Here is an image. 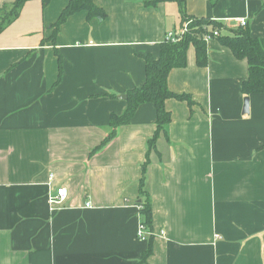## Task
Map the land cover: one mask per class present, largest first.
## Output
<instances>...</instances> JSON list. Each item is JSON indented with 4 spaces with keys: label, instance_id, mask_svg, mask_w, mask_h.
<instances>
[{
    "label": "crops",
    "instance_id": "0c3cea01",
    "mask_svg": "<svg viewBox=\"0 0 264 264\" xmlns=\"http://www.w3.org/2000/svg\"><path fill=\"white\" fill-rule=\"evenodd\" d=\"M14 1L0 0V9ZM69 1L30 0L0 34V264L140 261L149 245L137 233L147 159L156 234L149 264H264V93L243 94L247 59L214 37L200 66L191 45L187 65L167 81L193 104L166 101L172 118L156 147L147 154L157 112L146 103L91 154L111 112L125 110L120 96L145 83L144 56L158 57L185 23L173 1L94 0L104 19L78 11L60 28L56 83L58 55L47 37ZM186 5L189 16L227 28L245 18L264 37V0ZM59 187L67 200L52 209Z\"/></svg>",
    "mask_w": 264,
    "mask_h": 264
},
{
    "label": "trees",
    "instance_id": "16d2710c",
    "mask_svg": "<svg viewBox=\"0 0 264 264\" xmlns=\"http://www.w3.org/2000/svg\"><path fill=\"white\" fill-rule=\"evenodd\" d=\"M30 0H15L12 4L4 5L0 9V34L11 23H13L21 14L22 8L26 2ZM52 0H41L43 7H46ZM173 1L179 5L181 18L184 23L191 20L189 29L184 32L178 41H172L170 39L164 40L160 43V55L158 57L152 54L144 56L146 67V79L145 83L139 87L129 89L125 92L127 105L122 114L111 112L109 121V133L108 135L97 145L91 154L96 153L103 148L107 142H109L116 134L121 126L130 123L132 118L137 113L140 105L152 104L157 112V129L152 138L148 140L149 147L147 154H149L156 147V140L158 139L162 131L167 130L168 124L171 122V111H167L165 103L168 99L175 97L180 100H188L193 104V98L188 94H178L168 86V77L171 70L174 68H184L187 65L188 49L191 45H194L196 50V63L200 66H207L208 64V45L203 39L205 32H213L219 30L220 43L232 49L233 53L238 59H247L249 64V76L243 82L242 92L243 94L251 95L253 93H264V37L254 36L247 26L229 27L218 20H210L204 18H195L189 16L187 13L186 0H147L145 5L152 7L159 3ZM78 11H87V18L91 20L94 17L104 19L107 14L105 10L98 6L94 0H70L62 10L61 15L57 21L53 24V32L47 37L52 41L54 51L58 55L60 74L56 83L60 81L62 76V56L59 53L57 46V36L59 34L62 24L72 15ZM223 29H226L223 32ZM124 94V95H125ZM111 97L115 98L116 94H111ZM149 163V159L142 165L143 176L139 183L140 188V218L142 223L144 222L146 227L153 230V202L151 201V195L147 188H145V174ZM153 239L150 237L149 245L144 251L140 261L135 264H149L147 262L148 257L153 252Z\"/></svg>",
    "mask_w": 264,
    "mask_h": 264
},
{
    "label": "built area",
    "instance_id": "2783aa9c",
    "mask_svg": "<svg viewBox=\"0 0 264 264\" xmlns=\"http://www.w3.org/2000/svg\"><path fill=\"white\" fill-rule=\"evenodd\" d=\"M191 23V20H189L188 22H186L183 26V29L180 33H170L168 34L166 40L170 39L172 41H178L181 36L183 35L184 32H187L189 29V24ZM239 25L244 27L247 25V20L244 19H239ZM203 35V39L208 43L209 41H211L214 37L219 36V30H214L213 32H205ZM69 191L64 188V187H59L57 188V193L56 194H52L49 197V204L51 205L52 209H56V207H58V205L63 204L66 200H67V196H68ZM88 206H91L90 203H87ZM142 206H140V210H141ZM138 235L139 238L141 240H148L150 237H154L156 234L151 231L150 229H148L145 225V223L142 221L139 224L138 227Z\"/></svg>",
    "mask_w": 264,
    "mask_h": 264
},
{
    "label": "water",
    "instance_id": "95a60500",
    "mask_svg": "<svg viewBox=\"0 0 264 264\" xmlns=\"http://www.w3.org/2000/svg\"><path fill=\"white\" fill-rule=\"evenodd\" d=\"M121 98H127L126 97V94L125 95H121L120 96ZM249 105H250V97L249 96H246V98H245V102H244V107H243V109H244V113L246 114V112H249L250 111V109H249Z\"/></svg>",
    "mask_w": 264,
    "mask_h": 264
},
{
    "label": "rangeland",
    "instance_id": "374dc122",
    "mask_svg": "<svg viewBox=\"0 0 264 264\" xmlns=\"http://www.w3.org/2000/svg\"><path fill=\"white\" fill-rule=\"evenodd\" d=\"M168 5H170V7L172 8V7H178V5H176V3L174 2V3H172V4H168ZM174 5V6H173ZM172 17H173V15H172ZM100 20H102V19H100Z\"/></svg>",
    "mask_w": 264,
    "mask_h": 264
}]
</instances>
